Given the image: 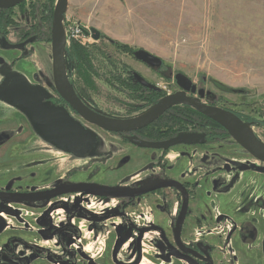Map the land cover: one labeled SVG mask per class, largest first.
I'll return each instance as SVG.
<instances>
[{"label":"flooded vegetation","instance_id":"obj_1","mask_svg":"<svg viewBox=\"0 0 264 264\" xmlns=\"http://www.w3.org/2000/svg\"><path fill=\"white\" fill-rule=\"evenodd\" d=\"M55 6L53 0H25L8 9L0 8V51L17 53L8 64L0 61V85L8 74L21 73L30 85H39L48 93L46 102L58 110L68 111L83 125L94 137V142L82 154L65 151L42 138L21 110L0 99V104L19 113L16 118L19 125L22 117L26 119L27 124L22 128L30 129L31 136L34 134L44 143L80 161L56 177L53 167L47 168L45 177L32 174L30 182L26 180L25 184L21 181L23 175L12 176L0 183V192L10 197L17 194L18 198L21 197L19 193H37V197H44L52 190L73 188V185L82 188L81 191L31 202L5 203L0 199L2 206L14 212L11 213L13 218L8 211L0 209V217L6 221L4 240L0 242V262L51 264L57 258L60 260L58 264H264V160L244 148L224 126L190 105L177 104L143 127L129 131L108 130L85 120L58 92L53 62L51 76L40 70L30 77L17 67L34 55L33 45L37 43L49 44L52 51ZM137 60L150 73L162 77L168 75L156 72L160 66ZM123 70L124 75L117 76L122 85L117 83L119 88L128 91L130 98L137 96V100L151 108L164 97L183 90L176 75L174 83L165 86L150 82L142 70L127 65ZM69 78L80 100L92 111L107 116L84 93L85 85L81 82L87 79L77 74ZM191 80L196 92L188 91L187 97L206 106L231 111L264 143L261 136L250 128L247 116L221 103L224 93L243 94L244 90L237 91L223 85L212 89L205 83ZM124 116L107 117L116 120L139 117ZM188 135L194 138L192 143L181 142L169 148L140 144L142 141L156 145ZM253 175L258 178L250 183ZM156 184L161 187L140 193L141 189ZM99 186L121 187L117 193L127 195L93 193L103 190ZM30 204H35V210L40 213L38 220L41 216H49L51 223L41 225V221L38 226L31 225L35 237H30L27 231L18 235L10 233L9 230L17 224L25 229L26 217L36 214L34 208L27 207ZM71 205L79 207L73 210ZM111 208L117 211L104 216ZM162 209L168 211L171 219L168 228L164 215L160 213ZM77 213L83 214L79 221ZM94 218H102L111 229L105 233L97 231L90 221ZM63 220L75 228L70 247L79 253L75 252L70 260L54 257L52 244L58 246L63 242L49 233L54 223ZM178 222L180 230L175 231ZM155 237L162 241L164 250L155 249L148 242ZM128 248L130 257L124 260L122 251ZM26 249L28 253H24ZM97 256L102 257L96 260Z\"/></svg>","mask_w":264,"mask_h":264},{"label":"rangeland","instance_id":"obj_2","mask_svg":"<svg viewBox=\"0 0 264 264\" xmlns=\"http://www.w3.org/2000/svg\"><path fill=\"white\" fill-rule=\"evenodd\" d=\"M69 1L70 7L64 21L66 44L69 45L72 40L80 42L91 58V61L89 57L88 60L93 68L89 69L85 77L87 80L81 82L84 83L81 85H85L84 93L89 95L90 102L103 114L112 117H135L151 109L149 104L137 100V96L130 98L128 91L119 88L122 85L117 81V76L124 75L125 65L144 71L148 80L155 85L170 86L174 83L176 74L184 73L198 83H205L208 88L215 89L216 85H223L244 90L243 94L224 93L221 103L247 116L250 119V128L264 140V0ZM53 3H57V0H53ZM77 26L88 30L94 27L103 36L95 40L90 35L85 36L84 31L75 32ZM124 44L129 45L130 49L119 46ZM33 46L34 55L17 67L26 71L30 77L40 70L51 76L50 45L37 43ZM139 49H145L160 57L163 63L156 68V72L168 75L162 77L157 73H150L133 54ZM16 54L15 51H0V61L8 64ZM66 57L69 76L74 78V64L68 55ZM84 65L81 64L80 67ZM18 116L19 113L14 109L0 104L1 184L18 175H23L21 181L25 184L26 180L30 182L32 174L45 177L44 174L50 167H53L56 177L80 162L78 158L65 155L44 143L34 134L31 136L30 129L22 128L27 124L26 119L22 117L19 125L16 120ZM256 177L258 175H253L250 183L256 181ZM160 205L164 206L162 201ZM27 207L34 208L36 214L26 217L25 229L17 224L9 230L10 233L18 235L19 232L27 231L30 237H35L31 225L38 226L41 221V225L51 223L49 216H41L38 220L40 213L35 210V204ZM78 207L71 205L73 210ZM0 209L8 211L7 214L14 218L11 214L14 213L13 210L2 204ZM116 211V208L107 209L104 216ZM160 213L164 215L168 228L171 220L168 211L162 209ZM82 217V213L76 214L78 221ZM102 220L94 218L90 221L94 223L97 231L105 233L111 229V225L106 226ZM63 221L54 223L49 233L63 242L58 246L52 244L54 257L70 260L76 255L75 252L79 253L70 247L75 228L68 221ZM5 223L0 217V242L4 240ZM148 242L155 249L165 248L159 237ZM129 249L122 251L124 260L130 257ZM28 252L27 250L24 253ZM101 257L97 256L96 260ZM58 262L60 260L54 258L51 264ZM0 264L15 262L5 260Z\"/></svg>","mask_w":264,"mask_h":264},{"label":"water","instance_id":"obj_3","mask_svg":"<svg viewBox=\"0 0 264 264\" xmlns=\"http://www.w3.org/2000/svg\"><path fill=\"white\" fill-rule=\"evenodd\" d=\"M25 0H0V8L8 9L18 5ZM69 8V0H57L53 25H52V62L56 87L58 92L77 110L80 115L87 121L94 123L102 128L112 131H129L150 124L157 119L167 108L177 104H187L204 113L206 116L214 119L224 126L233 138L254 156L264 160V143L248 129L247 125L237 115L225 109L206 106L200 101L187 97L188 91L195 93L196 88L192 86V80L184 73L176 74V81L183 89L173 95L164 97L148 112L137 118L116 120L92 111L76 95L70 83V76L67 65L66 53V31L64 21ZM85 34L91 35L93 39L101 38L100 30L92 27L90 31L83 29ZM4 42H7L4 39ZM8 43V42H7ZM7 47V46H6ZM8 47L22 48L20 45H9ZM139 60L148 63L151 66L159 67L163 61L160 57L152 54L145 49H139L134 52ZM150 85L149 83H146ZM241 91V90H237ZM49 95L39 85H30L25 77L19 72L8 74L0 85V99L21 110L32 123L38 134L46 141L53 143L61 149L82 154L94 142V137L78 121H76L68 111L58 110L49 102L45 101ZM193 137L182 136L171 141L160 144H153L140 141L143 146L169 148L177 143H192ZM174 185V184H173ZM73 188L67 187L59 190H52L44 197H37V193H19L11 194L15 197L5 196L0 192V199L5 203L36 201L40 199H51L58 195L81 191V185H73ZM102 191H95L97 195H114L124 197L120 191L121 187H103ZM161 187L160 184L148 186L141 189L140 193H146ZM122 189V188H121ZM180 230V222L177 223L175 231ZM145 231V230H144Z\"/></svg>","mask_w":264,"mask_h":264},{"label":"trees","instance_id":"obj_4","mask_svg":"<svg viewBox=\"0 0 264 264\" xmlns=\"http://www.w3.org/2000/svg\"><path fill=\"white\" fill-rule=\"evenodd\" d=\"M114 44H118L116 42H113ZM123 49H130L129 45H119ZM66 53L68 57L72 60L74 67H75V72L78 75V77L85 78L86 74L89 73V69L92 70V65L90 63V57L88 56L86 50L84 49V46L80 42H75L72 40L69 45H66ZM89 57V60H88ZM85 64L83 67H80V65ZM86 68L83 70L82 68Z\"/></svg>","mask_w":264,"mask_h":264},{"label":"built area","instance_id":"obj_5","mask_svg":"<svg viewBox=\"0 0 264 264\" xmlns=\"http://www.w3.org/2000/svg\"><path fill=\"white\" fill-rule=\"evenodd\" d=\"M83 29H84L83 27H81V26H77L75 32H77V33H83ZM86 29H88V28H85V30H86ZM165 86H166V85H165ZM165 86H164V87H165Z\"/></svg>","mask_w":264,"mask_h":264},{"label":"crops","instance_id":"obj_6","mask_svg":"<svg viewBox=\"0 0 264 264\" xmlns=\"http://www.w3.org/2000/svg\"><path fill=\"white\" fill-rule=\"evenodd\" d=\"M69 7H70V1H69ZM69 9V8H68Z\"/></svg>","mask_w":264,"mask_h":264}]
</instances>
